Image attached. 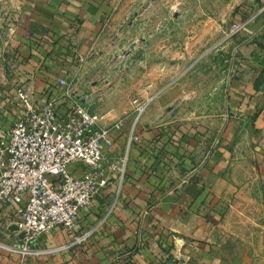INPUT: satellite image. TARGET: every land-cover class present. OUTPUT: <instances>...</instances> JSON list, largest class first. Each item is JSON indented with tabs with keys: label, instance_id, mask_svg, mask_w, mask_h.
Returning a JSON list of instances; mask_svg holds the SVG:
<instances>
[{
	"label": "crops",
	"instance_id": "0c3cea01",
	"mask_svg": "<svg viewBox=\"0 0 264 264\" xmlns=\"http://www.w3.org/2000/svg\"><path fill=\"white\" fill-rule=\"evenodd\" d=\"M252 1L239 9L260 4L264 11V0ZM111 5L0 0V139L26 104L61 102L59 80H65L75 94L93 93L92 112L103 115L99 125L125 118L111 132L114 145L105 148L111 159L125 152L134 105L117 93L120 83L100 75L109 69L100 62L110 52L104 27ZM244 16L237 9L232 21ZM256 27L231 77L210 71L207 81L186 89L195 90L189 101L179 99L181 85L161 95L157 84L141 89L143 101L154 96L136 121L139 140L128 148L120 188L107 185L78 213L74 234L91 230L85 241L74 243L71 231L56 226L32 244L40 252L11 250L22 244L8 223L17 210L1 206L0 264H258L264 254V15L251 30ZM244 225L251 240L229 252L225 238Z\"/></svg>",
	"mask_w": 264,
	"mask_h": 264
},
{
	"label": "built area",
	"instance_id": "2783aa9c",
	"mask_svg": "<svg viewBox=\"0 0 264 264\" xmlns=\"http://www.w3.org/2000/svg\"><path fill=\"white\" fill-rule=\"evenodd\" d=\"M244 22L233 21L224 39L240 31ZM64 99L54 97L38 107L25 105L21 117L12 121L0 139V207L17 210L8 220L16 225L22 244L9 247L20 253H38L36 239L59 226L73 233L74 243L85 241L87 230L74 234L81 209L87 208L102 188L124 180L128 148L139 137L134 128L145 102L133 99L135 118L127 129L125 152L108 158L105 148L114 145L113 130H120L125 118L101 126L103 115L92 112L97 102L91 91L74 93L65 80H59ZM72 166H80L75 174Z\"/></svg>",
	"mask_w": 264,
	"mask_h": 264
},
{
	"label": "rangeland",
	"instance_id": "374dc122",
	"mask_svg": "<svg viewBox=\"0 0 264 264\" xmlns=\"http://www.w3.org/2000/svg\"><path fill=\"white\" fill-rule=\"evenodd\" d=\"M109 1L112 5L104 32L110 37V52L100 62L109 69L100 75L109 79L112 76L114 83H120L116 91L130 104L133 99L149 103L154 95L145 101L141 95L147 84L162 86L158 95L181 85L179 99L185 102L195 94L194 89H186L207 81L205 76L210 71L220 70L225 77H231L241 45L249 43L260 29L253 31L251 25L264 15L260 4L248 11L239 9L245 0ZM237 9L245 15L239 20L244 24L240 31L224 39ZM245 227L225 238L229 252L234 253L238 241L251 240ZM262 257L258 264H264V254Z\"/></svg>",
	"mask_w": 264,
	"mask_h": 264
},
{
	"label": "trees",
	"instance_id": "16d2710c",
	"mask_svg": "<svg viewBox=\"0 0 264 264\" xmlns=\"http://www.w3.org/2000/svg\"><path fill=\"white\" fill-rule=\"evenodd\" d=\"M259 78L260 79H264V68L262 69V71L260 72V74H259Z\"/></svg>",
	"mask_w": 264,
	"mask_h": 264
},
{
	"label": "water",
	"instance_id": "95a60500",
	"mask_svg": "<svg viewBox=\"0 0 264 264\" xmlns=\"http://www.w3.org/2000/svg\"><path fill=\"white\" fill-rule=\"evenodd\" d=\"M12 229H13V230H16V231L18 230V228H17L16 225L12 226ZM20 235H21V237H22V236H23V233L21 232Z\"/></svg>",
	"mask_w": 264,
	"mask_h": 264
}]
</instances>
